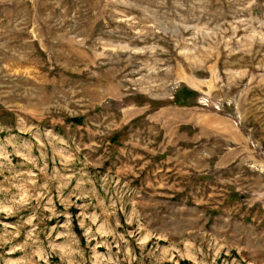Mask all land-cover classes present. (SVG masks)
<instances>
[{"label":"rangeland","instance_id":"obj_1","mask_svg":"<svg viewBox=\"0 0 264 264\" xmlns=\"http://www.w3.org/2000/svg\"><path fill=\"white\" fill-rule=\"evenodd\" d=\"M0 264H264V0H0Z\"/></svg>","mask_w":264,"mask_h":264}]
</instances>
